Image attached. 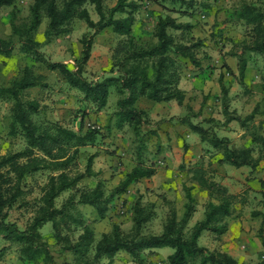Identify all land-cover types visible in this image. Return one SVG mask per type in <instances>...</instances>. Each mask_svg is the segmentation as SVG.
<instances>
[{
    "label": "rangeland",
    "instance_id": "rangeland-1",
    "mask_svg": "<svg viewBox=\"0 0 264 264\" xmlns=\"http://www.w3.org/2000/svg\"><path fill=\"white\" fill-rule=\"evenodd\" d=\"M117 1L104 0V3L107 7H113ZM131 1L138 5L132 27L136 45L148 46L155 43L158 18L166 15L175 17L179 22L193 25L184 31L171 30L178 42L192 43L193 38L203 43L195 50L200 65L192 64L187 58H179L180 82L186 93L184 103L180 105L176 100H172L171 103L150 101L149 105H145L148 119L144 120L141 132H136L133 126L127 123L122 128L118 127L117 101L122 95L114 86L111 87L107 104L103 108H97L96 105L84 99V94L80 90L71 88L59 71L47 69L46 62H36L33 57L20 51V36L15 33L13 23L19 27L29 23L33 0H17L14 5L5 6L0 11V36L15 44L11 56L0 55V82L3 85L10 84L13 79L22 74L25 66H30L36 73L45 75V81L48 83L45 88L34 87L26 92L28 98H37L41 102L42 109L35 119L59 122L79 133H85L89 128L99 130L94 143L81 149L76 169L78 172H85L89 156L97 153L93 167L99 171L98 174L84 178L75 190L64 192L57 198V206L60 207L71 195L76 201L81 191L92 189L91 187L96 186L99 181L104 182L105 191L109 193L124 179L127 172L142 162L144 166L156 168L157 172L150 178L140 179V183L132 186L128 193L116 197L105 219H100L93 207L87 206L85 211L79 205L76 208L87 215V221L94 228L96 239H99L103 232L112 228L113 222L120 223L124 231L129 232L133 223V204L138 197H141V202L149 206L148 208L152 211L151 219L144 226V233L158 234L162 232L172 211H176L178 218H181L186 201V188H192L200 209H206L211 201L217 202V194L211 193L200 185L197 176H201L209 182L220 183L229 192L236 194L237 198L232 215L226 218L228 230L221 236L211 231L203 232L199 245L206 247L209 251L225 253H228V248L232 246L231 250L235 249L238 253L254 252L253 254H257L259 260H264V244L259 236L262 217L256 214L264 211V188L260 182L264 180V115L259 116L264 110L261 111V107L257 106L256 114L258 115L253 114L249 123L252 126L247 129L245 137L242 138L245 143L241 147L249 143L253 155L260 158L259 165L252 174L249 166L235 167L221 162L224 150L203 140L201 134L194 132L189 123L192 122L207 129L206 137H209V140L213 132L218 133L219 130L229 127L225 124L231 112H225L223 104H219L221 96L217 98L220 91V68H222L217 59L221 58V63L226 64L230 52L246 57L250 62L249 71H252L253 77L249 88L241 85L238 75L236 79L229 77L228 83L226 80V85L233 82L231 86L233 99L243 92L254 94L262 99V96H259L258 81L263 71V55L260 52L244 49V45L252 42L251 28L236 18L235 11L244 2L263 4L264 0H189V4L185 6L174 5L169 1L163 3L160 0ZM87 8L91 17L98 20L95 6L87 3ZM124 15V13L118 14V16ZM46 25L47 19L43 21L35 36L43 43L41 50L44 59L74 65L75 59L81 56V38L85 33L90 32L86 22L75 18L69 26V32L55 36L49 42L44 36ZM126 38L127 36L115 33L111 27L99 32L94 37L84 76L92 81L110 76V69L116 63L113 56L114 49L121 40ZM114 73L116 74L117 70ZM255 78L256 81L253 82ZM236 103L237 110L238 107H242L243 112L244 110L249 112L252 109L251 103H248L250 106L247 103L245 105L241 100H236ZM232 104L231 107L234 106ZM183 108L187 109V114L180 116L179 113L183 111ZM164 111L165 115L162 113ZM10 123L9 104L0 99L1 154L19 151L26 146L22 137L9 134ZM239 124L234 121L231 125L235 127ZM258 126L260 129L257 130ZM235 133V139H238L242 131L236 128ZM239 142L243 141L239 140ZM230 145L234 147L235 143L231 141ZM47 173L48 171H40L26 179L28 187L32 190V193L27 195L28 199L39 196V185L47 181ZM217 177L229 179V184L217 181ZM32 216L29 207L17 203L9 210L7 219L16 222L23 229ZM194 221L195 219L192 218L187 225V233L191 231ZM64 232L76 240L81 229L77 227ZM42 234L50 244L57 264H74L73 254L65 252L61 249L62 245L56 243L51 222L43 226ZM3 248L5 250L1 254ZM156 250L153 253L146 250L143 253L142 263L168 264L167 257L174 249L162 247ZM245 262L256 263L250 258H247ZM0 264H24L20 258V245L5 240L2 233H0ZM101 264H137V262L128 253L120 252L110 262L108 259H103ZM190 264H201V260L199 257L191 258Z\"/></svg>",
    "mask_w": 264,
    "mask_h": 264
},
{
    "label": "trees",
    "instance_id": "trees-1",
    "mask_svg": "<svg viewBox=\"0 0 264 264\" xmlns=\"http://www.w3.org/2000/svg\"><path fill=\"white\" fill-rule=\"evenodd\" d=\"M16 1L0 0V11L5 6L14 5ZM160 1L181 6L189 4V0ZM87 3L95 6L98 20L91 17ZM137 8L138 5L131 0H118L113 7H107L104 0H33L29 23L22 27L13 23V28L20 36L22 53L33 57L36 62H46V68L51 71H59L71 88L80 90L84 99L97 108H103L107 104L111 87L114 86L122 95L117 101L118 127L122 128L127 123L136 132H141L148 113L136 106L137 101L145 97L155 102L176 100L182 105L186 96L179 87V58H187L192 64L200 65L195 50L203 43L193 38L192 43L178 42L171 30L184 31L193 25L166 15L158 18L155 29L157 41L148 46L136 45L132 27ZM120 13L125 15L118 16ZM235 15L251 28L252 42L244 45V49L260 52L264 60V3L244 2L236 9ZM75 18L84 20L90 30L81 38V56L75 59L72 66L59 61H46L41 50L43 43L35 37L43 21L47 19L44 36L49 42L53 37L69 32V26ZM108 27L127 38L121 40L114 49L116 63L110 69L111 75L92 81L84 76L85 66L91 56L94 37ZM14 49V42L0 36V55L9 57ZM223 67L229 74H235L227 64ZM246 68L247 59L240 55L238 69L241 81ZM224 77L225 74L221 72L219 83L226 112L228 88ZM45 79V75L25 66L22 74L10 84L3 85L0 82V99L9 104V134L22 137L26 144L22 150L0 153V233L5 240L20 245V258L24 264H57L50 244L42 234V228L48 222L52 223L56 243L61 244V249L65 252L73 254L74 264H101L103 259L110 262L120 252L128 253L137 264H143V253L146 250L153 253L154 249L162 247L174 249L167 257L168 264H190L191 258L196 257L200 258L201 264H264V260L240 263L228 253L209 251L199 245L198 241L203 232L211 231L221 236L228 230L226 218L232 215L237 198L236 194L229 192L220 183L209 182L201 176H197L200 185L211 193H216L218 198L217 202L211 201L207 204L205 217L197 221L189 233L186 228L197 205L191 187L186 188V201L181 218H178L176 211H172L161 233H144V226L151 219L152 211L138 197L132 207L133 223L130 231L125 232L120 223L113 222L112 228L96 239L95 231L87 222V217L76 208L77 204L95 208L100 219H105L116 197L127 193L130 186L140 179L150 178L157 172L156 168L144 166L142 162L127 172L124 179L109 193L105 191L104 182L99 181L94 188L81 191L76 201L71 195L58 207L57 198L64 192L75 190L84 178L98 174L93 167L97 153L89 156L85 172H78L76 169L81 149L94 143L99 130L89 128L85 133H79L59 122L35 119L42 109L41 102L37 98H28L26 92L34 87H47ZM260 80V89L264 91V64ZM253 114L254 111L247 118H252ZM189 123L194 132L201 134L203 140L224 150L221 162L235 167L249 166L251 174L258 167L260 158L253 155L251 147H232L229 138L219 137L216 132H213L209 140L206 137L207 129ZM40 171H48L47 181L39 185L38 197L28 199L27 195L32 190L26 179ZM260 182L264 188V180ZM17 203L29 207L33 214L23 229L16 222L7 219L9 210ZM256 214L262 217L259 236L264 244V211ZM77 227L82 231L76 240L64 232ZM4 250L1 249V254Z\"/></svg>",
    "mask_w": 264,
    "mask_h": 264
},
{
    "label": "crops",
    "instance_id": "crops-1",
    "mask_svg": "<svg viewBox=\"0 0 264 264\" xmlns=\"http://www.w3.org/2000/svg\"><path fill=\"white\" fill-rule=\"evenodd\" d=\"M229 56L227 57L228 59H227V65L231 68V70L235 73L234 75H231V74H229L227 71H226V68L225 67H223V64L221 63L222 62V59L220 58V59H217L218 60V62L222 65L221 67L222 68H220V73L222 72V73H224L225 74V77H224V80H225V82H226V80H227V83L229 82L228 81V79H229V77L230 78H233V79H236L235 77H236V75H238L239 76V69H238V67H239V57L240 56H237V54L236 53H234V52H230L229 54H228ZM249 69H250V62L247 60V68H246V71H245V73H244V78H243V80L241 81V78H240V76H239V79H240V83H241V85H243L244 87H247L248 86V88L250 87V85L252 84V80H253V77H252V71L250 72L249 71ZM237 70H238V72H237ZM220 76V75H219ZM256 81V78L254 79V81L253 82H255ZM249 82V83H248ZM259 82V85H260V82H261V80H259L258 81ZM226 84V83H225ZM233 85V82L231 81L230 82V84H227L226 86H227V88H228V96H227V108H226V112L228 113L229 111L231 112L229 115V117L227 118V123L225 124V125H229V127H227L225 130H219V132L217 133L218 134V136L219 137H227V138H229V140H230V142L232 141V142H234L235 143V146L234 147H237V148H240L242 145H243V143H245L244 142V140H242V138L243 137H245V135H246V133H247V129H249L252 125H249V123L251 122V119L252 118H247L248 116H249V114L252 112L253 113V111L255 112V115L257 116L258 114H256L257 113V106H260L261 107V111L262 110H264V101H262V99H264V91H262L261 89L259 90L260 92H259V96H262V99H260L259 97H256V96H254V94H248V93H241L240 94V96H238L236 99H233V91H232V89H231V86ZM179 87L183 90V87H182V82H180V84H179ZM247 92H249V93H252V92H250V91H247ZM222 91H221V87H220V91H219V93L217 94V98H218V96H221V98H222ZM185 95H186V93H185ZM221 100H223V99H219V104L220 103H222L223 104V101L221 102ZM236 100H241V101H243V103L246 105V103H247V105H249L250 106V104H248V103H251V106H252V109H251V111H246V110H244V106H243V110H244V112L242 111V107L241 108H239L238 107V110L237 109H235L237 106H238V104L236 103ZM150 101H152V100H149V99H147V98H145V97H141L138 101H137V103H136V106L138 107V108H141V109H144L145 110V105H149V102ZM172 101V100H171ZM171 101L169 102L168 101V103H171ZM152 102H155V101H152ZM156 103V102H155ZM234 104V106H233V104ZM159 104V103H158ZM231 104H232V106L233 107H231ZM163 106H165V105H163ZM162 106V107H163ZM222 106H224V105H222ZM220 108H221V106H220ZM184 109H185V111H184ZM253 110V111H252ZM164 115L166 114L165 113V111L164 112H162ZM241 113H243V115H241ZM251 113V114H252ZM180 114V116H185L186 114H187V109L186 108H183V111L181 112V113H179ZM246 114H248V115H246ZM250 114V115H251ZM262 115H264V111H262L261 112V114H259V116H262ZM220 119H221V117H219ZM255 119V118H254ZM234 121H237V122H239L240 124H239V126H235V127H232V123L234 122ZM224 122V121H223ZM254 126V125H253ZM237 128V130H240V131H242V133H240L241 134V136H239V138L238 139H235V129ZM258 129H260V126H258L257 127V130ZM239 134V133H238ZM193 135V134H192ZM194 136V135H193ZM236 140V141H234V140ZM239 140H241V141H243L242 143H240L239 142ZM232 145V144H231ZM246 146L247 147H250V145H249V143H246ZM244 147V146H243ZM229 165H231V164H229ZM232 166V165H231ZM241 167H243V166H241ZM262 167V166H261ZM95 170V169H94ZM96 171V170H95ZM96 172H99L98 170L96 171ZM96 176V175H95ZM91 177H93V176H91ZM87 178H89V177H87ZM142 179H144V178H142ZM217 181H221L222 183H224V184H226V185H228L229 184V179H223L222 177H217V179H216ZM140 181V180H139ZM140 182H137V183H134V184H132L131 186H130V188H129V190H128V192L130 191V189H131V187L132 186H135V184H139ZM97 185V184H96ZM95 186L93 185V187H91V188H94ZM115 188V187H114ZM198 189V188H197ZM127 192V193H128ZM126 194V193H125ZM77 205H79V207L82 209V210H84L85 211V208H87V206L88 205H85V204H77ZM79 210V209H78ZM81 211V210H80ZM84 211L82 212L83 213V215H85L86 217H87V215L84 213ZM183 214V213H182ZM178 216V215H177ZM205 217V209L203 210V209H200V205L199 204H197L196 205V211L194 212V214H193V216L191 217V219L189 220V222L192 220V218L193 219H195V221H194V224L197 222V221H200V220H202L203 218ZM88 222V221H87ZM189 222H188V224H189ZM193 224V225H194ZM229 226V225H228ZM90 227L94 230V228L90 225ZM193 227V226H192ZM82 231V230H81ZM202 236V235H201ZM200 239V238H199ZM199 242V241H198ZM244 246H246L245 244H244ZM231 248H232V246L231 247H229L228 249L229 250H227V252L229 253V255H231V256H233L235 259H237L240 263H242V262H245V260H247V258H250V259H254L255 260V262H258V261H260L259 259H258V257H257V254L256 255H254L253 253L254 252H251V253H247V252H243V253H245V254H243V253H238V252H236L235 251V249L234 250H231ZM157 249V248H156ZM156 249H154L155 251H157Z\"/></svg>",
    "mask_w": 264,
    "mask_h": 264
}]
</instances>
